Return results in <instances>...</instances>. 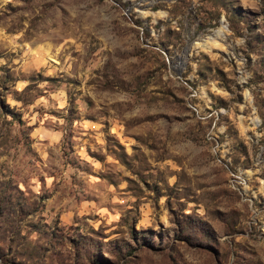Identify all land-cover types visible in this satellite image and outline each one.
Returning <instances> with one entry per match:
<instances>
[{
	"label": "rangeland",
	"instance_id": "1",
	"mask_svg": "<svg viewBox=\"0 0 264 264\" xmlns=\"http://www.w3.org/2000/svg\"><path fill=\"white\" fill-rule=\"evenodd\" d=\"M0 264H264V0H0Z\"/></svg>",
	"mask_w": 264,
	"mask_h": 264
}]
</instances>
